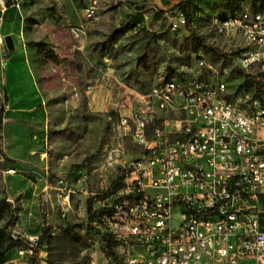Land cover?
<instances>
[{"label": "built area", "instance_id": "1", "mask_svg": "<svg viewBox=\"0 0 264 264\" xmlns=\"http://www.w3.org/2000/svg\"><path fill=\"white\" fill-rule=\"evenodd\" d=\"M98 7V0H88L84 20L70 26L74 39L87 36ZM210 20L219 37L243 39L238 66L264 88V14L241 9ZM185 25V13L177 10L171 29ZM224 91L222 82L174 68L152 92L138 96L147 107L112 118V133L131 138L144 153L128 164L115 195L102 207L92 204L89 225L101 239L115 241L107 264H264V100L256 97L244 107L224 98ZM165 111L176 116L156 125ZM118 146L110 161L120 156ZM55 182L63 217L73 209L74 194L96 195L86 188V173ZM78 209L85 211L81 204ZM11 236L25 246L15 247L17 257L3 264L36 260L41 232L16 229Z\"/></svg>", "mask_w": 264, "mask_h": 264}, {"label": "rangeland", "instance_id": "2", "mask_svg": "<svg viewBox=\"0 0 264 264\" xmlns=\"http://www.w3.org/2000/svg\"><path fill=\"white\" fill-rule=\"evenodd\" d=\"M86 1H0V108L7 102L5 74L11 63L8 87L17 94L29 92L34 96L32 90L40 94L50 133L49 144L38 147L29 160L30 171L43 191L27 202L30 210L26 212L20 213L22 203L15 199L13 212H1L0 230L4 228L12 235L19 229L21 217H32V212L39 210L41 222L51 226L54 234L87 235L79 262L107 264L102 239L88 224L87 208L89 202L102 207L104 200L115 195L124 186L121 178L128 164L144 153L131 138L118 139L112 133V118L147 107L139 103L138 96L152 92L161 76L174 68H184L214 84L224 83V98L244 107L256 97L264 100V92H258L238 66L243 39L219 37L210 18L196 21L191 28L185 25L172 30L169 19L181 9L177 4L166 14L162 11V22L157 23L154 15L160 9L154 4L98 0V20L88 23L85 38L76 40L70 26L84 20ZM259 10L264 14V8ZM139 14L147 15V23L134 26ZM7 35L14 39L13 50L6 46ZM175 116L173 111L158 112L155 124L161 126ZM31 117L25 114L24 119ZM119 141L120 156L110 161L109 152L119 147ZM11 150L21 158L26 155L24 145ZM80 173L88 175L86 188L96 195L74 194L73 209L63 217L55 177L69 176L73 181ZM80 204L85 211L78 209ZM21 245L25 246L23 242ZM92 252L96 253L93 260ZM38 253L28 264H47V242ZM16 257L14 248L6 259Z\"/></svg>", "mask_w": 264, "mask_h": 264}, {"label": "crops", "instance_id": "3", "mask_svg": "<svg viewBox=\"0 0 264 264\" xmlns=\"http://www.w3.org/2000/svg\"><path fill=\"white\" fill-rule=\"evenodd\" d=\"M181 1L184 0H139V3L140 5H156L155 7L160 9V12H156L154 18L157 23H161L162 11H166ZM87 2L88 0L86 4ZM262 8H264V0H195L191 6V25H194L196 21L211 18L221 12L241 9L261 12L259 9ZM140 17L143 18L142 21L135 23L137 18ZM170 20L171 17L169 25ZM141 23H147L146 14H139L134 18V26L141 25ZM11 65L10 63L6 68L5 84L8 100L4 105L3 123L0 128V199L6 198L8 201L13 202L19 198L23 207L20 211L21 213L30 210L27 202L43 191L42 184L39 180L35 181V174L30 171L29 160L38 147H44L49 144L50 133L48 112L46 107L42 106L40 94L33 90L34 96L30 95L29 92L17 94L8 87V72L9 67H12ZM25 114H32L33 117L26 120L24 119ZM22 145L26 148V155L21 158L11 148ZM60 176L62 175L55 177V181ZM31 215L32 217H21L17 226L25 232L38 229L37 233H40L44 223L41 222L39 210H34Z\"/></svg>", "mask_w": 264, "mask_h": 264}, {"label": "trees", "instance_id": "4", "mask_svg": "<svg viewBox=\"0 0 264 264\" xmlns=\"http://www.w3.org/2000/svg\"><path fill=\"white\" fill-rule=\"evenodd\" d=\"M195 0H184L177 4L178 7L185 13L187 18V25L191 28V19H192V11L191 6ZM241 1V0H238ZM142 17L137 18L135 23L141 22ZM246 80H251L249 76H247ZM258 92H263L264 88L260 85L257 86ZM6 100L8 98L6 97ZM3 112L4 106L0 108V128L3 123ZM123 177L121 180H123ZM91 207L92 204L89 202L87 213H88V222L91 220ZM3 210L7 212H13L14 204L8 201L6 198L0 199V215ZM1 219V216H0ZM89 224V223H88ZM72 228V226H71ZM102 241L105 246V253L108 257H114L113 248L115 246V241L108 236H104ZM48 243V262L47 264H86L85 261L79 262L81 252L86 248L87 244V235H81L73 232H67L62 235H57L52 232L51 226H44L41 231V243ZM22 244V241L19 239H15L6 232L3 228L0 230V264H3L6 260V254L14 249L15 247ZM66 260L68 262H66Z\"/></svg>", "mask_w": 264, "mask_h": 264}, {"label": "water", "instance_id": "5", "mask_svg": "<svg viewBox=\"0 0 264 264\" xmlns=\"http://www.w3.org/2000/svg\"><path fill=\"white\" fill-rule=\"evenodd\" d=\"M3 15V8L0 6V17ZM5 43L9 50H13L15 48L14 39L11 35H7L5 37Z\"/></svg>", "mask_w": 264, "mask_h": 264}]
</instances>
